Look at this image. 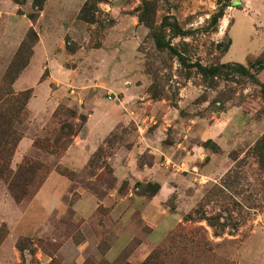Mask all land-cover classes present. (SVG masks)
<instances>
[{"label": "rangeland", "instance_id": "rangeland-1", "mask_svg": "<svg viewBox=\"0 0 264 264\" xmlns=\"http://www.w3.org/2000/svg\"><path fill=\"white\" fill-rule=\"evenodd\" d=\"M26 1L0 0V106L13 98L20 105L19 89H31L13 124L9 168L41 166L20 202L0 173V259L142 264L155 253L158 264H264L262 88L235 66L211 78L187 66L241 63L253 72L248 63L264 59V0H67L64 8L49 0L56 15L79 10L55 41L76 82L48 87L39 85L47 71L38 51L10 84L33 54L26 34L42 32ZM254 77L264 85V68ZM59 106L74 115L64 110L58 120L80 129L63 153L47 152L33 141H52ZM109 115L116 122L99 136L98 123L107 122L100 117ZM77 137L88 148L96 138L81 167L68 164ZM50 172L60 180L54 174L34 198Z\"/></svg>", "mask_w": 264, "mask_h": 264}, {"label": "trees", "instance_id": "trees-1", "mask_svg": "<svg viewBox=\"0 0 264 264\" xmlns=\"http://www.w3.org/2000/svg\"><path fill=\"white\" fill-rule=\"evenodd\" d=\"M16 2L18 0H15ZM45 0H32V11L29 12V17L34 18V14H37L38 11H40L43 7ZM88 2H85L83 7L81 8L80 12H82V9L87 6ZM164 23V22H163ZM161 23V26H164V24ZM168 25H172L171 36H175L178 34L179 29L176 24V22L168 23ZM34 37L31 47L36 43L38 40L37 35L32 31V29L29 30V34H26L25 39L29 38V35ZM151 37L154 40V43L157 47L163 48L165 47L164 38L165 35L158 31V29H153L151 31ZM230 45V42L228 41L226 48ZM25 65H23L21 68L17 70V73L11 77L10 84H13L14 80L17 78L18 73L21 69L24 68ZM195 66L197 69V72L203 77V78H211L217 75L222 74L224 72V69L230 68V66H235L237 69L241 70L243 73H248L249 76L254 78V81L259 84L263 91V98H264V85L263 83H260L256 80L254 77L256 73H258L260 70L264 68V59L258 60L255 63H248L249 68L253 70V72H249L246 67L241 63H234L233 65L229 63H220V64H212V65H203L200 62H196L194 65H187ZM18 96L21 97V103L20 105L17 104L18 99L13 98V102H7L4 106H0V173H4L3 179L6 184L7 190L9 191L10 195L12 196L13 200L15 202H20L23 199L30 197L32 194L30 193L28 189V181L33 180V177H35V173L40 168V163L36 162H25L22 164H19L15 170H12L9 168V159L11 155L13 154V148L15 145H11V139L15 134V130L13 128L14 122L17 121V118L20 116L22 111L24 110L25 104L28 102L29 98L31 97V89H25L18 93ZM67 111L72 113L71 115H74V112L68 108H65L63 106H59L53 113V117L56 119L61 111ZM56 126L55 129H53V132L55 133L54 138L52 141L43 140V139H35L33 141L34 146L43 149L47 152H58L63 153L69 144L71 143V138L78 133L79 129L74 130L71 125H65L62 121L56 119ZM80 127V126H79ZM66 129V130H64ZM70 139H67L69 138ZM8 160V161H7ZM8 164V165H7ZM6 165V167H5ZM3 168V170H2ZM4 171V172H3ZM59 172L62 174L70 175L65 169L61 168L59 169ZM6 231L4 229V226L0 227V243L2 242L3 238L6 235ZM156 260L155 253L149 254L148 257L145 259V261L142 264H158ZM123 264H129V263H123Z\"/></svg>", "mask_w": 264, "mask_h": 264}, {"label": "crops", "instance_id": "crops-1", "mask_svg": "<svg viewBox=\"0 0 264 264\" xmlns=\"http://www.w3.org/2000/svg\"><path fill=\"white\" fill-rule=\"evenodd\" d=\"M67 0H58V6L61 8L64 7H68L69 3H66ZM76 6L74 4V6H71V13L67 16H61V15H56L55 12H52L50 10H48L49 8V0H45L42 9L39 11L38 14V24L41 25V31L39 33V37L37 42L35 43V45L33 46V54L31 56V59L29 61V64L23 68V70L20 72V74L17 76V78L15 79V81L13 82V86L15 85L16 81L20 78L21 74L28 68V66L31 64V60L34 56L35 51H38L40 53V55L42 56V63H41V73L43 72V70L47 71V78L43 79L40 81L39 85H43L44 87L47 86L48 84L51 82V80L55 81L56 84H66V81L68 82V84H73L74 82H76L75 80V70L69 69L65 66H63L62 64V57L63 55H61V53L59 52V50H57L56 46H55V41H57V39L59 38V36H61V31H63V25H64V21H67L69 18L72 17V15H75L78 10L79 7ZM25 9H31L32 10V4L31 2L26 1L25 4ZM46 20H48V23L46 22ZM43 27V30H42ZM102 47H100L101 49ZM41 75V74H40ZM39 75V76H40ZM39 78V77H38ZM70 81V82H69ZM26 89V87H22L19 90H23ZM54 92L56 91V88L51 89ZM68 90L69 93L71 94V100H77V96L74 95V92L72 93V90L69 86H68ZM45 96V95H44ZM31 98H34L31 96ZM30 98V99H31ZM46 98V97H45ZM27 102V106L29 105V101ZM52 101V104L48 105L47 112L50 113V111L55 107V104L57 103L58 100H55L54 97H52V99H50ZM124 100H126V96L124 97ZM49 101V100H48ZM45 99V107L47 106V102ZM100 118H104L105 120H107V122H101L98 123V129L100 132L99 136L103 135V133H105L107 131V129L109 128V125L111 123H115L116 122V117L113 115H109L108 117H100ZM90 120L86 121L87 124L89 123ZM98 139V138H97ZM84 139H80V138H75L73 140V144L71 145V147L69 148L68 152L73 151V159L70 158L69 161V165L71 166H75V167H81L84 164V161L86 159V157L88 156V151L91 152L94 147H95V141L96 138H92L90 141V147H85V143H83ZM67 158L69 157L68 155L66 156ZM57 178V180H60L56 173L54 172H50L47 175V178H45L42 186L39 188V190L37 191V193L35 194L34 198H38V196L41 194L42 190H44L45 185L48 183L49 180L52 179V177L54 176ZM54 177V178H55ZM60 182V181H59ZM58 198V194L57 196H55V198L53 199V202L49 203L48 201H45L46 203L50 204V207H52L53 203L55 202V200H57ZM52 209V208H50ZM2 246V245H1ZM0 264H5L4 261H2V259H0Z\"/></svg>", "mask_w": 264, "mask_h": 264}, {"label": "built area", "instance_id": "built-area-1", "mask_svg": "<svg viewBox=\"0 0 264 264\" xmlns=\"http://www.w3.org/2000/svg\"><path fill=\"white\" fill-rule=\"evenodd\" d=\"M107 98H108V99H112V98H117V96H116V94L108 93V94H107Z\"/></svg>", "mask_w": 264, "mask_h": 264}]
</instances>
